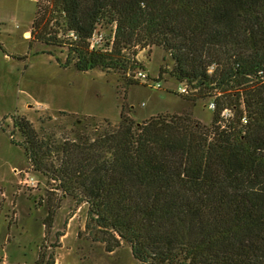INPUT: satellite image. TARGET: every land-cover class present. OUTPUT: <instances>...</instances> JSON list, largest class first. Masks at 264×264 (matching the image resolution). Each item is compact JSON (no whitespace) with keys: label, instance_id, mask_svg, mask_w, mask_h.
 Here are the masks:
<instances>
[{"label":"trees","instance_id":"trees-1","mask_svg":"<svg viewBox=\"0 0 264 264\" xmlns=\"http://www.w3.org/2000/svg\"><path fill=\"white\" fill-rule=\"evenodd\" d=\"M52 4L77 70L134 75L145 70L137 47L158 46L188 86L181 95L213 96L215 109L207 126L187 112L138 122L122 105L117 125L61 142L15 120L31 164L49 169L63 194L79 193L89 223L129 244L139 264H264V0ZM101 23L114 25L110 47L90 48ZM53 263L40 252L34 264Z\"/></svg>","mask_w":264,"mask_h":264},{"label":"rangeland","instance_id":"rangeland-1","mask_svg":"<svg viewBox=\"0 0 264 264\" xmlns=\"http://www.w3.org/2000/svg\"><path fill=\"white\" fill-rule=\"evenodd\" d=\"M56 17L52 0H0V264H34L40 252L53 264H139L129 244L89 223V204L79 193L63 194L49 169L31 164L15 120L56 142L93 124L117 125L122 105L138 122L187 112L209 126L213 96L193 101L179 94L170 56L158 46L137 47L147 82L123 70H77ZM113 27L97 25L100 49L110 47ZM49 35L56 39L46 41Z\"/></svg>","mask_w":264,"mask_h":264},{"label":"built area","instance_id":"built-area-1","mask_svg":"<svg viewBox=\"0 0 264 264\" xmlns=\"http://www.w3.org/2000/svg\"><path fill=\"white\" fill-rule=\"evenodd\" d=\"M103 40H104L103 33L99 30H95L93 35L90 38V48H94V49L99 48V46L102 44ZM133 77L136 79H139L141 81H144V82L149 81V75L147 74L146 70L139 69V70L135 71ZM151 82L156 87L161 86L160 80H157V81L152 80ZM176 90L179 94H187L188 93V86L185 82H178ZM208 106L211 110H214L215 109V101L211 100L209 102ZM221 115L223 118L227 119L228 117H230L232 115V112L230 109L225 108L222 110ZM243 120H244V122L246 121L245 119H243Z\"/></svg>","mask_w":264,"mask_h":264}]
</instances>
